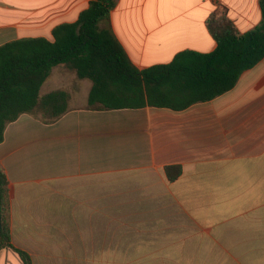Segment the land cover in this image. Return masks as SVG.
<instances>
[{"label": "crops", "instance_id": "obj_1", "mask_svg": "<svg viewBox=\"0 0 264 264\" xmlns=\"http://www.w3.org/2000/svg\"><path fill=\"white\" fill-rule=\"evenodd\" d=\"M91 1L0 0V46L53 42ZM213 15L244 34L262 20L260 0H116L109 27L144 71L215 51ZM92 85L54 67L40 97L65 91L67 112L25 113L5 130L14 247L31 264H264V59L181 108L90 109ZM0 264L24 263L5 248Z\"/></svg>", "mask_w": 264, "mask_h": 264}, {"label": "trees", "instance_id": "obj_2", "mask_svg": "<svg viewBox=\"0 0 264 264\" xmlns=\"http://www.w3.org/2000/svg\"><path fill=\"white\" fill-rule=\"evenodd\" d=\"M115 5L116 0H92L77 22L55 28L53 42L20 39L0 46V143L7 126L22 114L40 112L44 121H56L67 112L65 91L40 97L42 86L59 65L92 81L90 109L147 104L181 108L226 93L246 70L264 59V0H260L262 20L253 30L241 34L226 17L213 15L208 26L217 42L215 51H185L170 64L144 71L131 63L109 27ZM167 170L171 180L180 174L178 167ZM9 197V183L0 167V250L11 249L24 264H31L29 255L12 244Z\"/></svg>", "mask_w": 264, "mask_h": 264}, {"label": "water", "instance_id": "obj_3", "mask_svg": "<svg viewBox=\"0 0 264 264\" xmlns=\"http://www.w3.org/2000/svg\"><path fill=\"white\" fill-rule=\"evenodd\" d=\"M2 229V214H1V201H0V232Z\"/></svg>", "mask_w": 264, "mask_h": 264}]
</instances>
